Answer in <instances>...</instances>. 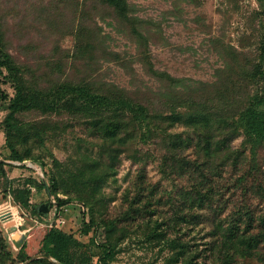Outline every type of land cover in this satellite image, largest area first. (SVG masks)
Listing matches in <instances>:
<instances>
[{"label":"trees","instance_id":"16d2710c","mask_svg":"<svg viewBox=\"0 0 264 264\" xmlns=\"http://www.w3.org/2000/svg\"><path fill=\"white\" fill-rule=\"evenodd\" d=\"M19 3L0 2V71L6 70L15 89L4 118L10 159L21 165L27 158L37 159L28 157L27 150L21 152L19 145L31 140L41 144L72 120L85 123L86 134L97 141V149L94 154L80 153L72 167L53 158L48 182L29 176L22 187H13L5 167L8 160L0 157L1 191L3 195L10 191L14 204L31 207L38 216L46 215L52 206L55 217L62 215L67 202H76L83 213L82 229L98 227L104 241L94 263L93 238L81 240L63 229L64 223L47 228L35 253L40 256L23 263L32 255L26 242L13 253L0 228V264H111L131 229H139L145 240L168 248L171 261L181 264H264V111L259 109L264 92L252 93V86L264 79L260 56L214 37L221 63L212 80L175 77L149 66L161 81L160 88L130 90L96 74H66L62 54L40 55L32 62L18 60L9 50L7 20L23 6ZM94 3L108 7L127 24L140 47L138 59L146 62L148 37L141 30L142 20L131 15L127 0ZM78 8L84 14L78 0H48L24 13L19 27L22 33L43 28L50 35L73 34L74 59L87 55L92 60L95 51L111 52L103 46L101 27L87 28L79 19L75 22ZM26 46L39 49L30 42ZM28 111L39 117L21 118ZM178 126L182 130L174 131ZM240 136L241 145L233 146ZM149 141L158 150L146 151V157L156 156L161 178L170 181L173 189L160 181H147L139 169L136 190L132 193L130 187L121 193L125 206L116 215H107L113 195H107L104 187L118 181L121 155L137 162L142 157L139 142ZM32 192H37L39 202H32ZM43 204H47L45 211ZM164 204L167 210L160 208ZM188 226L191 231L196 229L197 237H186Z\"/></svg>","mask_w":264,"mask_h":264},{"label":"rangeland","instance_id":"374dc122","mask_svg":"<svg viewBox=\"0 0 264 264\" xmlns=\"http://www.w3.org/2000/svg\"><path fill=\"white\" fill-rule=\"evenodd\" d=\"M47 1L21 0L19 5L23 4V6L17 9L14 17L7 20L9 50L18 60L32 62L40 55L49 58L55 53L62 54L65 61L62 69L68 75L91 73L130 90L149 87L156 91L160 88L161 81L151 74L149 66L152 70L165 71L175 77L212 80L215 68L221 63L212 43V38L218 37L221 41L232 43L238 49L250 50L252 56L256 58L260 56L259 60L264 68V0H197L198 3L189 0H127L131 6V15L142 20L141 30L148 37L144 51V53L148 52L146 62L138 59L141 56L140 47L129 33L127 24L114 16L108 7L95 5L94 0H78L84 9V14L78 8L74 17L75 22L79 19L83 26L87 25V28L101 27L103 46L105 50L111 52L100 54L95 51L92 60L87 58V55H79L74 59L72 52L76 46V38L73 34L50 35L47 31L43 32V28L39 32L33 30V34L22 33L19 18L24 13L28 14L30 8L46 5ZM83 37L85 38V35ZM94 40L96 42V39ZM28 42L35 44L39 49L31 50L26 46ZM52 46L55 48L54 51L51 50ZM86 60L89 63H86ZM14 92V85L7 78L6 70L2 68L0 157L8 160L5 167L9 177L12 178L13 187H22L25 178L29 176L48 182L53 158L62 161L65 166L72 167L79 159L80 153L86 151L95 153L97 141L93 136L86 134L85 123L72 120L68 121L69 125L60 127L62 131L57 135L46 136L41 144H34L31 140L26 145H19L21 152L27 150L28 157L37 159L27 158L22 161V163H30L31 166L20 163L16 165L10 159V151L4 142V118L8 111L7 104ZM262 92H264V79L252 86L253 94L261 95ZM259 109L264 111V101ZM34 117H39L35 111L21 115L23 119ZM173 130H182V127L178 126ZM241 139V136L234 139L232 145L240 146ZM138 149L142 157L137 162L121 155L117 163L118 181L108 182L109 184L104 187L107 195H113L108 202L107 215L114 216L125 206L124 202L122 203L121 193L125 188L130 189V187L132 193L136 190V175L139 169H142L141 175L147 181H160L163 187L173 189L170 181L161 178L156 156L146 157V151L158 150L154 142H139ZM261 153L264 154V149H261ZM36 194L37 192L31 193L33 203L40 201L36 199ZM41 207L44 210V206ZM64 207L67 209L62 214L66 219L63 229L73 232L83 241L89 242L90 238H93L95 242L92 244L95 254L93 262H98L104 232L95 226L89 227L87 232L82 229L83 213L78 203L67 202ZM160 208L167 210L168 206L164 204ZM53 217L54 206L50 207L46 215L38 216L31 207L14 204L11 192L3 195L0 187V228L13 253H16L21 243L26 242L27 252L35 254L47 230L44 224ZM87 220L86 215L85 221ZM189 227L185 230L188 231L186 237L188 239L197 237L196 229L191 231ZM170 254L168 248H162L141 237L139 229H131L120 242L111 264H181L180 261H171L168 257Z\"/></svg>","mask_w":264,"mask_h":264},{"label":"built area","instance_id":"2783aa9c","mask_svg":"<svg viewBox=\"0 0 264 264\" xmlns=\"http://www.w3.org/2000/svg\"><path fill=\"white\" fill-rule=\"evenodd\" d=\"M14 163L16 164H19L20 162L19 161H14ZM26 165H29L31 166L30 163H26ZM51 200L54 201V198L51 196ZM65 217H63L61 214L57 215L56 217L54 216L53 218L50 219V221L48 223H45L44 225L47 227V228H50V227H60L62 226L64 223H65Z\"/></svg>","mask_w":264,"mask_h":264},{"label":"water","instance_id":"95a60500","mask_svg":"<svg viewBox=\"0 0 264 264\" xmlns=\"http://www.w3.org/2000/svg\"><path fill=\"white\" fill-rule=\"evenodd\" d=\"M43 206H44V210H46L47 204H43ZM38 256H40V254H33V255L30 256V258H28L27 260H25L23 263H26V262L30 261L31 259H33L35 257H38Z\"/></svg>","mask_w":264,"mask_h":264},{"label":"crops","instance_id":"0c3cea01","mask_svg":"<svg viewBox=\"0 0 264 264\" xmlns=\"http://www.w3.org/2000/svg\"><path fill=\"white\" fill-rule=\"evenodd\" d=\"M20 244V243H19ZM18 248H19V246H18ZM16 249V248H15Z\"/></svg>","mask_w":264,"mask_h":264}]
</instances>
